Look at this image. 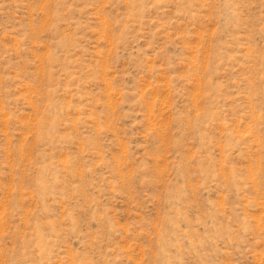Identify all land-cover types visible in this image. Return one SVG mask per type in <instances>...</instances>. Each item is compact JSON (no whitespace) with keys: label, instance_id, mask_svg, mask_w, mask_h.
Wrapping results in <instances>:
<instances>
[{"label":"rangeland","instance_id":"rangeland-1","mask_svg":"<svg viewBox=\"0 0 264 264\" xmlns=\"http://www.w3.org/2000/svg\"><path fill=\"white\" fill-rule=\"evenodd\" d=\"M0 264H264V0H0Z\"/></svg>","mask_w":264,"mask_h":264}]
</instances>
